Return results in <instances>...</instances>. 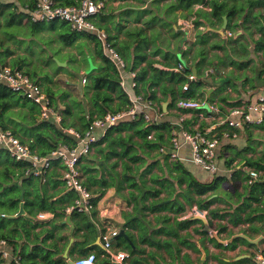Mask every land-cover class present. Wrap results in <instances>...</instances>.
<instances>
[{"label":"trees","instance_id":"obj_1","mask_svg":"<svg viewBox=\"0 0 264 264\" xmlns=\"http://www.w3.org/2000/svg\"><path fill=\"white\" fill-rule=\"evenodd\" d=\"M52 1L59 6H75L79 2V0ZM99 1L103 2V7L92 19L99 29L105 31L107 41L131 65L130 69H135L141 62L146 61V65L136 71L137 85L132 89L134 94L141 95L143 99L151 103L160 101L155 88H159L164 95L170 93L173 103L175 100L178 101L182 98L194 99L205 96V93L201 90V80L191 81L188 89L186 91L182 90V85L186 80L185 74L191 72L190 67L184 66L183 71H163L153 67L151 65L152 61L147 60L145 49L159 35L160 32L157 27L165 33V36L172 38L180 36V32L174 30L170 22L159 14L157 9L123 7L118 13H114L110 6L106 7L109 0ZM123 1L127 2V0ZM135 1L138 3L143 2V0ZM160 1L162 0H153L152 2L158 3ZM36 3L37 0H0V68L7 66L28 75L34 83L43 89L52 110L60 117V120L56 121L52 115L41 118L39 105L26 99L20 92L12 90L6 84L0 83V129L9 130L32 152L39 156H46L59 146L72 147L77 144L75 136L68 132L69 128L83 133L94 119L100 118L108 112L114 113L127 109L130 106V100L127 97V91L121 85L118 71L104 56L97 37L90 33L75 32L70 29L65 21L31 20L30 13L36 7ZM194 3L205 5L206 0H171L168 3L166 16L175 15V9L180 6L182 10L187 9L188 16L195 15L192 20L194 28L204 26L207 12L202 8L194 12L191 11L189 7ZM207 4L210 8L209 14L216 17L218 21L223 14L228 17L237 15L241 18L244 16L243 28L253 27L260 33L259 39L254 41V48L261 51L264 56V0H210ZM254 8L256 10H253ZM143 16H146L143 20L144 28L127 30L125 33L126 39L118 40V34L112 33V30H116L115 25L117 23L128 22L131 19L137 22ZM246 22L249 23V26L246 25ZM44 23L47 24L45 28ZM145 28L150 30L149 38L144 33ZM42 29L53 32L56 41L65 47H70L74 43L77 45V53L68 51L64 59H60V61H66V66L55 63L53 57L56 55V50L53 51L52 55L46 53L43 45H47L50 39L44 41L43 38L39 37V31ZM19 32L22 34L19 35ZM201 34L202 32H199L197 36H201ZM23 36H27V39H23ZM82 39L91 43L93 47L91 54L87 52L86 46L81 43ZM36 46H40V51L44 53L45 57L47 56L46 59L34 55ZM163 47L165 48V46ZM20 48L23 51L17 52ZM158 52L159 48L156 47L153 49L152 54ZM163 56L164 58L170 57L174 65L180 64L172 51H166ZM38 61L44 63L46 67L38 64ZM51 61H53L54 66L51 65ZM70 64L77 65L82 72L80 74L73 73L68 68ZM50 66L53 67V70ZM60 75L65 77L64 81L59 79ZM82 77L85 78V83L79 89L75 83ZM67 79L71 81H67ZM162 81L178 83L177 89L172 85L166 86ZM210 99L211 97L207 96V100ZM220 101L236 105L235 102L229 103L224 97ZM204 108L202 107L200 110H204ZM189 122L181 121L180 128L169 121L151 124L139 113L133 119L122 120L110 126L93 143V146L95 145L97 151H99V145L102 143L108 142L111 144L114 151L112 152L111 149L108 156H115L121 161V173H118L115 169L118 165L117 161L111 164L113 173L107 171L109 181L107 179L103 180L101 177H96L93 180L87 175L92 170H84L81 167L83 185L90 190L92 195L96 190L92 191L94 185L97 184L99 187L108 186L115 183L114 177H117L116 182L118 184L125 183L128 188L133 189L130 193H134V191L142 193L139 197H134V199H138L140 209L144 207L150 210H160L167 207L168 204H159L160 200H152L148 205H144L142 201L144 193H151L152 197H155L161 192L172 193L174 186L179 187L181 184H185L186 189L182 193L197 195L199 197L197 207L206 209L210 217L218 219L228 217V222L234 226L245 222L252 223L253 209L250 200H260L259 195L264 193V180L251 184L244 183V192H238L235 181L246 180L247 173L243 167L236 168L237 164L233 163L237 156L241 155L246 160V165L264 170L263 159L252 160L243 155V152H247L252 148L250 145L239 151L237 145L233 142L223 143L221 141L217 160L218 158L221 160L222 167L219 166V172L212 174L208 181L197 179L176 158H174L176 161L173 164L179 174L172 177L173 180L151 174L154 161H147L149 158L147 152H142V155L137 153V145H140L142 149H159L162 147L163 150H159L160 154L164 158L170 157L169 152L172 148L170 142L171 132L174 131L178 137L181 130L193 133V130L189 127ZM254 127L262 128L264 125L261 122L256 125H243L240 128H235L233 130L235 137L230 135L227 139H235L243 131L250 135V129ZM125 129H132V135L123 136L121 131ZM165 134H168V138L164 137ZM149 135L150 137H148ZM218 135L222 138L221 134ZM133 136H137L141 143L135 144L132 141ZM226 153L229 154L226 155ZM123 159H126V161ZM137 162L139 164H136ZM52 165L53 167H51ZM57 167L63 169V165L59 160H53L49 168L43 171L42 174L34 175L30 173L28 161L16 160L10 156L6 149L0 148V239H5L11 246L14 255L18 256L16 262H7L0 259V264H69L67 257L63 256L70 239L69 225L64 221L67 215L70 216V220L75 226L71 235L73 241L68 255L70 256L75 252L76 257H78L92 252L91 249H98L96 244L87 246L93 243L98 231L96 222L93 219L97 198L91 196L89 199L91 207L87 210L78 211L73 209L67 212V207L74 203L77 194L72 189L64 191L57 188V185L63 183V180L58 179L59 175L55 170ZM225 167L231 169L229 177L223 173ZM230 188L233 191L232 194ZM214 193L216 196L208 199ZM225 194L241 198L233 212L225 208H209L215 202L225 204V200H228ZM21 204L24 213L16 215ZM246 209L249 211H246ZM175 211H183V206L178 205ZM237 211L243 212L244 215ZM40 212H48L51 216L39 219L37 215ZM168 219L167 216L156 219V221H161V225L156 226L151 225L147 220L138 219L139 242L149 246L162 247L171 256V261L158 260L150 252L148 257L154 260V264H193L186 257H183V262H181L177 253L178 246L169 240H162L157 237L159 234L174 233L172 226L166 223ZM186 223L184 221L176 224L182 227ZM222 228L225 229V226ZM119 236L121 235H115L111 240L113 241ZM242 241L245 242L243 239ZM214 242L216 243V241ZM125 245L129 254L132 255L130 264H151L147 257L140 256L145 251L135 240H133V243H126ZM96 256L98 257V254ZM198 263L206 264V261L199 260ZM96 264L111 263L97 262Z\"/></svg>","mask_w":264,"mask_h":264},{"label":"crops","instance_id":"obj_2","mask_svg":"<svg viewBox=\"0 0 264 264\" xmlns=\"http://www.w3.org/2000/svg\"><path fill=\"white\" fill-rule=\"evenodd\" d=\"M153 0H143L142 3H138L135 0H109L106 3V7H111L114 13H118L123 7L128 8H155L159 14L163 15L167 21L170 22L173 29L179 32L181 29L186 33V40L180 44L182 39V34L178 38H172L165 36V33L159 30V35L151 43L148 44L145 51L147 54V60H151V65L159 70L163 71H179L177 69L178 65H174L170 57L164 58L166 51H172V53L177 57L180 55L182 59L186 61L189 67H195L193 73L195 75V80H201L202 86L201 90L205 93L203 97H197L194 99L205 100L209 105H216L221 110V115L226 112L227 107L233 106L220 101L222 97L226 98L229 103H241L243 101H254L259 95L264 96V56L263 53L254 48V41L258 40L260 33L257 32L253 27L244 29L243 21L244 16L239 17L234 15L228 17L227 15H221L219 21L216 17L209 14L210 8L206 0V4L194 3L191 4L189 9L191 11H196L199 8L206 10V19L204 26L194 28L192 20L195 15L188 16L187 9L182 10V8L175 9V15L166 16L168 10V3L171 0H162L158 3L152 2ZM253 10H256L254 8ZM146 16H143L139 21L131 19L128 22H120L115 25L116 30H112V33L118 34L117 39H126V31L131 28H144L143 20ZM249 26V23L246 22ZM206 26L209 29L206 30ZM223 29V35L215 32L214 30ZM104 31V30H103ZM105 32V31H104ZM199 32H202L201 36H197ZM226 32H231L232 36L228 37ZM144 33L149 38L150 30L145 28ZM196 33V35H195ZM168 38V40H166ZM109 42V41H108ZM110 43V42H109ZM111 45V43H110ZM112 46V45H111ZM165 46V48L163 47ZM113 47V46H112ZM159 48L157 54H152L153 49ZM114 48V47H113ZM162 48V50H160ZM115 49V48H114ZM117 52V51H116ZM118 53V52H117ZM119 54V53H118ZM123 59V58H122ZM124 60V59H123ZM179 60V59H178ZM126 71L135 70L137 71L140 67L146 65V61L141 62L135 69H130V64L125 60ZM180 62V61H179ZM191 69V68H190ZM82 71H80L81 73ZM188 74V73H187ZM185 74V79L186 75ZM84 78V77H82ZM75 83V85L80 89L83 84L81 79ZM69 81V79H67ZM130 78L127 76L124 81V88L131 91L132 88L129 85ZM166 86L172 85L177 89L178 83L162 81ZM186 82V80H185ZM127 85L130 89L127 88ZM157 91V96L160 101H154L152 107L148 109L149 113H154L155 111L162 110V104L167 102L166 111L162 121H169L172 124L177 125L178 128L181 127V123H178V119L181 118L182 121H190L189 127L194 132L204 131L208 135H212L219 128V115L211 114L205 107L204 110L198 109H183L179 108L176 104V100L173 103L170 93L164 95L161 93L159 88H155ZM133 93V92H131ZM207 96L211 99L207 100ZM222 107V108H221ZM264 125V116L263 121ZM184 130H181V132ZM251 134L243 131L235 139H223L222 142L226 143L228 141L239 142L242 140L241 144L237 145L239 151H242L247 145L252 148L247 152H243V155L252 160L263 159L264 160V127L262 128H251ZM96 136H101L99 131L95 132ZM123 136L132 135V129H125L121 131ZM165 138H168V134H165ZM132 141L135 144H140L141 140L137 136H133ZM179 141L181 143L178 149L177 160L181 161L186 170L193 174L197 179L202 181H208L212 174L201 169L199 166L192 164L190 159V147L184 141L182 136L179 134ZM217 147V153L219 155V149L221 143ZM105 146L110 151H114L111 144L104 142L99 147ZM136 151L138 154L142 155V152L148 153L147 161H154L151 169V174H156L159 177H166L173 180L172 177H176L179 171L174 168V162L176 159L168 157L164 158L158 148L156 149H142L140 145H137ZM229 153H226L228 155ZM89 159L92 162L91 168L96 170L100 169L99 177L103 176L104 179L109 181L106 164L108 165L110 172L113 173L111 169V164L117 161L116 171L121 173V161L115 156H106L97 151L95 145L89 153ZM126 161V159H123ZM218 164L221 166V160L218 158ZM131 164L130 162H128ZM237 163L236 168H241L246 171L250 166L246 165V160L240 155L237 156L236 160L233 162ZM136 164H139L137 162ZM135 164V165H136ZM133 165V164H132ZM53 167V165L51 166ZM56 173L59 175L58 179L62 181V167H57ZM115 171V170H114ZM223 173L227 177L230 176L231 169L226 168ZM149 177V176H148ZM55 176L53 177V179ZM115 183H111L108 186H98L97 184L92 187L95 193H92V197H96V204L94 207L95 213L93 219L96 222L98 231L96 233L95 240L93 243L87 245L92 246L96 244L98 249H91L90 251L98 254L97 262L104 263L103 255L105 250L102 248L98 237L101 231L119 229L123 231L124 235L113 239L111 242L113 251L124 250L128 253V258L124 264H130L132 255L126 249V243H133V240L144 248V253L140 254L142 257H147L151 264H154V260L148 257V254L152 252L156 259L171 261V256L162 247L149 246L144 243H140L138 240V219L147 220L151 225H161L160 219L163 216L169 217L166 221L168 225L172 226L174 233L170 234H159L158 238L162 240H169L178 246V256L181 262H183V257H186L193 264H199L198 261H206V264H247L249 262L250 256L255 250H264V193L259 195L260 200H250L251 208L253 209L252 216L253 222H245L237 224L236 226L228 222V217L225 219H218L215 217H210L208 215L205 218H198L189 215V210L198 206V196L193 193H182L186 189L185 184H181L179 187L174 186L172 193H158L155 197H152L151 193H144L142 201L144 205H148L152 200H160L159 204H168L167 207L160 210H150L149 208H139L138 199L134 197H139L142 193H130L133 189L128 188L125 183L118 184L117 177H114ZM246 184L245 180H236L235 185L238 192H244L243 185ZM156 188H161L160 186H155ZM58 189H63L66 191L64 184L57 185ZM228 189V188H227ZM230 193L233 191L230 188ZM52 191V189H51ZM60 194V193H57ZM56 194V195H57ZM63 194V193H61ZM259 194V193H258ZM187 195V196H185ZM59 196V195H58ZM216 194H211L209 198L215 197ZM225 204L215 202L210 205L209 208L219 207L225 208L230 212L234 211V208L239 204L241 198L235 196L226 195ZM56 198V197H55ZM176 199V202H175ZM172 201V204H171ZM174 201V202H173ZM170 202V203H169ZM178 205L183 206V211L177 212L175 209ZM246 211H249L246 209ZM238 212V211H237ZM241 215H244L243 212ZM51 214L48 216L50 217ZM71 221V220H70ZM187 222L184 226H178V222ZM74 226V224L71 222ZM69 225V224H68ZM225 226V229L222 227ZM70 229V227H69ZM74 230V228H73ZM243 231V232H242ZM245 234L249 239L254 240V243H249L241 237L232 238L238 234ZM214 235H216L220 240L225 243L218 242L215 240ZM72 239L64 250L66 251V257L69 260H73L76 257V253L68 255L69 248L71 246ZM216 241V243L213 241ZM245 240V242L242 241ZM234 241V242H233ZM220 244V245H217ZM251 244V245H248ZM63 252V254H64Z\"/></svg>","mask_w":264,"mask_h":264},{"label":"built area","instance_id":"obj_3","mask_svg":"<svg viewBox=\"0 0 264 264\" xmlns=\"http://www.w3.org/2000/svg\"><path fill=\"white\" fill-rule=\"evenodd\" d=\"M103 7V2L99 0H79L75 6H59L54 4L52 0H37L36 7L31 11L30 18L33 21H52L61 20L68 23L71 30L79 33L94 34L100 41L101 49L105 57L114 65L119 73L121 85L124 87V81L128 76L130 78L129 85L133 89L137 85L135 79L136 71H126V65L122 57L110 45L106 39V34L102 29H99L92 17L98 13ZM228 37L232 36L231 32H226ZM179 71H183L184 66L180 63L177 66ZM195 80L193 73L186 75V82L182 85V90L186 91L191 81ZM85 82V78L81 79V83ZM0 83L6 84L12 90L20 92L26 99L39 105L40 117L46 118L52 115L56 121L60 117L52 110L49 99L43 89L34 83L28 75L20 70H13L10 67L0 68ZM126 90V87H125ZM127 97L130 100V106L127 109H122L114 113H106L100 118H96L88 125L83 133H79L72 128L68 132L73 134L77 139V144L72 147L65 145L59 146L52 150L46 156H39L32 152L27 145L22 144L9 130L0 129V148L6 149L10 156L16 160L28 161L30 164V173L34 175L42 174L53 160H59L63 165L62 180L67 189H72L76 192L77 198L74 203L67 207V212L77 209L78 211L87 210L91 207L89 199L91 192L83 183L80 168L84 170L91 169L87 173L91 179L99 177L100 169H92V162L89 159V153L93 148V143L99 139L95 132L101 134L110 126L117 124L122 120L133 119L137 114L141 113L144 119L151 124H158L164 118L165 113L162 110H157L154 113H149L148 109L152 107V103L142 98L141 95L131 93L132 90H126ZM179 108L183 109H198L206 107L213 115H219V128L212 135L205 132L188 133L182 131L180 134L184 141L190 147L189 161L199 166L201 169L215 174L219 172L220 167L217 161V147L223 139H227L230 135L235 137L234 129L240 128L243 125H256L263 121L264 116V96L259 95L254 101H243L237 105L227 107L223 116L221 110L216 105H209L205 100L182 98L176 102ZM178 123L182 119L179 118ZM218 134L222 135L219 136ZM150 137V135L148 136ZM171 145L169 155L171 158H178V149L181 146L177 134L171 132ZM160 151L163 148H159ZM100 153L108 156L111 152L105 146L99 149ZM246 183L251 184L256 181L264 180V170L256 168H248L246 170ZM104 179L103 176H100ZM50 214L48 212H40L37 216L39 219H45ZM189 215L198 218H205L207 211L197 206L189 210ZM119 229L101 231L98 240L105 250L103 255L104 261L111 264H124L128 258V253L124 250L113 251L112 237L119 234ZM0 259L13 262L18 260V256L14 252L5 239H0ZM74 264H96L97 256L94 252H89L85 255L78 256L73 260ZM247 264H264V250H255L250 256Z\"/></svg>","mask_w":264,"mask_h":264},{"label":"rangeland","instance_id":"obj_4","mask_svg":"<svg viewBox=\"0 0 264 264\" xmlns=\"http://www.w3.org/2000/svg\"><path fill=\"white\" fill-rule=\"evenodd\" d=\"M43 26L45 28V27H47V24L44 23ZM16 32H18V31H16ZM21 34L22 33L19 32V35H21ZM39 37L43 38L44 41H48L50 39L48 41L47 45H43L42 43L41 44L45 47L46 53L48 55H52L53 51L56 50V55L53 57L54 60H55V63H57L56 61H60V59H64V56L66 55V53L68 51L73 52V53H77L78 52V48H77V45L75 43L72 46H70V47H65L60 42L56 41L54 33L50 32L48 30L42 29L41 31H39ZM22 38L23 39H27V36H23ZM81 43L86 46L88 53L91 54L93 52V47H92L91 43L88 40L82 39ZM22 51L23 50L21 48L19 50H17V52H22ZM34 52H35L34 53L35 56H38L39 58L44 59L45 55H44V53H42L40 51V46H36ZM46 58H47V56L45 57V59ZM60 62H65L66 63L65 60H61ZM37 63L41 64L43 67H46L45 64L42 63L41 61H38ZM50 63H51L52 66H54L53 61H51ZM57 65H59V64L57 63ZM64 66H66V65H64ZM50 68L53 70V67L50 66ZM68 68L71 69L73 73L80 74V70L81 69L77 65L70 64L68 66ZM59 79H62L64 81L65 77L63 75H60ZM69 81H71V80L69 79ZM70 83H72V82H70ZM127 88L130 89L128 85H127ZM262 134H264V133H262ZM237 143L241 144L242 140H239V142H236V145H238ZM263 156H264V153H263ZM50 191H51V189H50Z\"/></svg>","mask_w":264,"mask_h":264},{"label":"water","instance_id":"obj_5","mask_svg":"<svg viewBox=\"0 0 264 264\" xmlns=\"http://www.w3.org/2000/svg\"><path fill=\"white\" fill-rule=\"evenodd\" d=\"M241 20H242V18H241ZM207 29H209L208 26H206V30H207ZM178 31L182 34V39H181V42H180V44H182V43L186 40V33H185V31H183V30H181V29H179ZM214 31L217 32V33H219V34H221V35H223V29H217V30H214ZM177 57H178L180 63H181L183 66L189 68V65L186 63V61H185L184 59H182V58L180 57L179 54H177ZM56 62H57L59 65H62V66L66 65L65 62H60V61H56ZM190 68H191V71L194 72L195 67L191 66ZM166 106H167V102H164V103L162 104V110H163L164 112L166 111ZM105 166H106L107 170L110 171L108 165L106 164ZM23 213H24V211H23L22 204H21L20 207H19L18 212L16 213V215L23 214ZM64 221H65L67 224H69V227H70V229H69V235H70V239H72V238H71V235H72V232H73V228H74V227H73V225L71 224L70 216L67 215V216L65 217ZM119 235H123V236H125L124 233H123V231H119ZM235 237H241V238L245 239V240H246L247 242H249V243H254V242H255L254 240L249 239L245 234H242V233H240V234H238V235H235V236H233L232 238H235ZM214 238H215V240H217L218 242L225 243L224 241L220 240L216 235H214ZM63 256L66 257V251L64 252ZM67 262H68L69 264H74L73 260H69V259H67Z\"/></svg>","mask_w":264,"mask_h":264}]
</instances>
